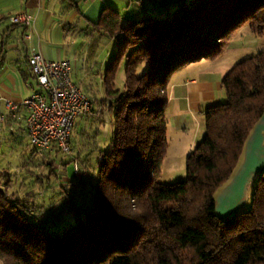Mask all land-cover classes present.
Segmentation results:
<instances>
[{"label":"trees","instance_id":"16d2710c","mask_svg":"<svg viewBox=\"0 0 264 264\" xmlns=\"http://www.w3.org/2000/svg\"><path fill=\"white\" fill-rule=\"evenodd\" d=\"M157 10L161 15L133 20L104 7L92 25L115 45L96 103L112 120L113 137L108 149H95L96 179L78 178L73 164L68 176L65 165L71 189L59 200L38 204L35 188L48 192L58 180L52 167L56 147L54 157L45 160L50 153L37 154L27 141L39 160L32 165L41 168L40 173L24 169L23 157L19 181L0 167V264H264V170L249 206L232 217L216 213L214 197L264 115V51L223 75L224 100L202 112L204 135L186 156L185 178L158 181L168 146L170 76L188 63L218 57L244 24L253 34L264 33V0L164 1ZM119 60H124L122 90L115 88ZM81 152L80 170L93 175L89 152ZM55 223L60 227L53 228Z\"/></svg>","mask_w":264,"mask_h":264},{"label":"crops","instance_id":"0c3cea01","mask_svg":"<svg viewBox=\"0 0 264 264\" xmlns=\"http://www.w3.org/2000/svg\"><path fill=\"white\" fill-rule=\"evenodd\" d=\"M145 1L0 0V134H5L3 137L0 135V138L13 140L20 130L27 138L25 133L26 111L21 101L31 94L33 88V80L27 65V58L32 52H38L47 59H69L72 71H81L80 76L84 81L89 79V76L85 73V68L88 66L83 56L75 53H70L69 56L68 52L63 53L66 49L64 39L67 35L77 36L84 29L91 28L104 7L120 12L116 8L119 4L124 8L134 5L132 10L134 16L122 17L136 20L142 18L137 16L142 13L161 15L162 11L157 10V5L164 1L187 2L189 0H147L150 5L144 8ZM138 10L142 12L139 13ZM18 13L25 14L28 22L11 23L9 18ZM27 34L30 35L29 38L25 37ZM83 48L84 51L89 49L87 45ZM217 58H202L188 63L170 76L166 88L168 98L165 109L166 133L189 140L188 142L183 140L185 153H189L202 131L200 125V120L203 119L202 112L223 99L220 83L227 70L225 72L220 70ZM98 77L103 78L102 72L98 73ZM87 85L88 93H92ZM83 93L86 94V92ZM6 101L16 103L17 110L11 111ZM84 119L85 116H80L82 123ZM260 120L262 121L258 123L249 139V142L253 141L257 136V130H262L258 134L259 145L264 143V140H261V134L264 132V123H262L264 118ZM84 126L82 124V127ZM261 147L262 145L258 146L253 153L257 161L256 167L242 175L247 162L245 159L238 173L224 184L219 196L215 199V210L219 216L230 218L250 204L248 201L249 188L256 181L260 171L264 170V151H261ZM47 152L53 155L54 147Z\"/></svg>","mask_w":264,"mask_h":264},{"label":"rangeland","instance_id":"374dc122","mask_svg":"<svg viewBox=\"0 0 264 264\" xmlns=\"http://www.w3.org/2000/svg\"><path fill=\"white\" fill-rule=\"evenodd\" d=\"M150 5L149 1H145L144 8H148ZM100 7V5H99ZM116 8L119 9V12L121 16H134L132 11L134 9V5H131L129 8H124L123 5H118ZM141 13L142 11H139ZM137 13V14H139ZM138 18L142 17L144 18L147 16V13H142L137 15ZM97 21V19H96ZM95 23V22H94ZM66 49H64L63 53L66 52L69 53H75L76 55H82L83 58L86 61V65L88 67L85 68V73L89 76V79L82 80L81 79V71H72V79L74 82H76L79 86V88L82 90V92H86L88 94V98L93 103V109L89 115H86L84 119L85 126L83 129L79 131H76V127L78 126V123L80 122V117L76 119V123L74 126V135L73 137L77 142H75V145H72V151L68 154H65L63 152L57 151V155L55 157L50 154L49 156L44 157L45 160H49L51 158H55L56 160L53 163V168L56 169V173L58 174V180H55L52 184L54 186L50 187V189L47 191H43L39 188H35L37 191V195L35 197L36 203L38 204H44L46 200H59V195L63 193L66 189H71L69 183L65 182L67 180V177L65 176V165L67 166V172L69 173L68 176L72 175V164L76 163L79 169V172L81 175L78 176V178L86 177V179L92 178L93 180L96 179V167H95V159H96V153L95 149H97V146L99 145L103 149H108L112 142L113 137V122L108 117V113L101 109L96 105L97 99H100L103 97V79L98 77V73L102 72L104 74L105 67L109 63L112 53L115 51V45L113 39L111 40L110 36L103 33L102 31H98L96 29H84L81 34L79 35H72L69 34L64 39ZM89 48L88 51H84V46ZM70 48L72 50H70ZM264 51V33L261 35L253 34L249 26L247 24H244L240 26L231 36L230 40L226 42L223 50L221 51V54L217 58V64L220 66V70L222 72H225L228 70L234 63L257 54L258 52ZM88 83V85L86 84ZM86 85L90 87V90L92 93H88L86 89ZM115 88H118L119 90H122L124 88V60L117 61V71H116V79H115ZM223 91V90H222ZM224 95V91H223ZM224 100V96L222 101ZM104 107V106H103ZM97 109V110H95ZM264 118V115L261 116L260 119ZM258 120L255 126L252 128V130L249 133V136L247 137L242 154L240 157V160L238 164L236 165L233 173L229 177V179L225 182H229L231 178L238 173L239 169L242 168L241 165L246 159V166L245 170L242 175H245L249 170L254 169L257 165V161H255L253 153L256 151V148L260 145L261 151H264V143L258 144L260 137L258 134L260 132L257 130V136L254 138L253 141L249 142V139L251 135H253L255 129L258 126V123H260L262 120ZM264 123V122H262ZM201 127V133L197 139V141H194L195 143L192 145L190 150L194 148V146L198 143V141L203 137L204 135V124L203 119L200 120ZM199 126V124H198ZM262 127V126H261ZM260 127V128H261ZM259 128V129H260ZM2 137L5 135L4 133L0 134ZM77 136V137H76ZM262 139L264 140V132L261 134ZM16 139V140H15ZM22 139V141H21ZM183 140H186L188 142V139H183L181 136H175L173 134L167 135V141L168 146L165 153V156L161 162L160 165V172L158 176V181L162 184H170L179 180H183L186 175L185 170V162H186V156L187 153H185V147ZM94 141H97V144H92ZM30 147L27 146V138H25V135H23L20 132H18L17 137H14L13 140L6 139V138H0V167L4 169L5 171L10 172V177L13 180L19 181L23 179V169H22V158L27 157L28 163L24 169H29L33 171L34 173H40L41 166L34 167L39 161L35 158L33 154L30 152ZM91 153L89 150H91ZM77 150H81V153L89 152V156H91L92 164L94 166L93 175L89 174L87 171L88 169H85V171H81L79 168V154H77ZM189 150V151H190ZM247 151V152H246ZM54 154V153H53ZM100 159V158H99ZM31 164V165H30ZM33 164V165H32ZM84 165V163H83ZM30 171V172H31ZM262 171V170H261ZM260 171V172H261ZM56 174V175H57ZM257 179V177H256ZM28 180V178H27ZM256 182V181H255ZM254 182V184H255ZM223 183L218 190L215 193V199L220 191L223 189L224 184ZM254 184L249 188V196L248 201L250 203L251 201V194L254 187ZM15 188V184L11 190ZM26 188V185L22 184L21 187H19L20 193L23 191V189ZM66 190V191H68ZM45 192V193H44ZM47 193V194H46ZM71 193V190H70ZM59 202V201H58ZM249 206V205H248ZM247 206V207H248ZM66 204L58 210L60 213L64 212L66 209ZM245 207V208H247ZM57 210V209H56ZM38 214L40 212H37ZM54 219L59 222L60 217L56 213ZM59 223L53 224V228H56L57 226L60 227Z\"/></svg>","mask_w":264,"mask_h":264},{"label":"built area","instance_id":"2783aa9c","mask_svg":"<svg viewBox=\"0 0 264 264\" xmlns=\"http://www.w3.org/2000/svg\"><path fill=\"white\" fill-rule=\"evenodd\" d=\"M10 22L27 23L25 14L18 13L9 18ZM29 38L30 35H26ZM27 65L33 80L31 94L21 101L25 108V133L37 154L56 147L68 154L71 131L75 120L89 115L93 103L72 79V64L69 59H47L38 52H32ZM8 108L15 112L16 103L6 101ZM75 176L81 175L76 163Z\"/></svg>","mask_w":264,"mask_h":264}]
</instances>
